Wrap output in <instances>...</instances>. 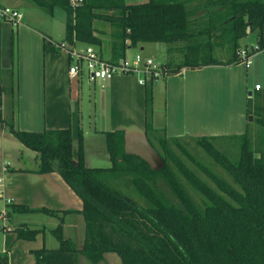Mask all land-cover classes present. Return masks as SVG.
I'll return each mask as SVG.
<instances>
[{
	"label": "trees",
	"instance_id": "1",
	"mask_svg": "<svg viewBox=\"0 0 264 264\" xmlns=\"http://www.w3.org/2000/svg\"><path fill=\"white\" fill-rule=\"evenodd\" d=\"M26 1L49 15L56 7L65 12L69 45L81 42L99 49L104 31L97 25H110L112 62L140 42L167 44L170 56L160 65V77L182 68L240 62V40L248 33L264 48V0H82L76 5L68 0ZM11 44L12 67L0 76V122L37 153L39 172H58L81 198L85 222L83 248L78 249L63 234L59 214L70 211L11 203L16 212L59 217L52 230L59 246L32 250L33 264H79L81 254L96 263L106 252L117 254L121 264H264V157L254 156L248 129L227 137H167L163 127L152 123L156 78H150L144 82L145 135L161 166L153 168L142 156L125 152L123 131L112 130L105 131L110 166L87 167L81 144L78 161L72 159L69 127L20 130L14 126L12 101L2 114L5 87L11 98L14 93L15 39ZM218 47L226 51L225 57L215 55ZM174 51L180 56H171ZM257 122L264 128V118ZM183 138L204 150L210 161L191 156L195 168L187 165L176 152L187 154ZM220 138L233 141L228 153L213 147ZM133 192L143 203L134 201ZM36 233L26 226L17 229L20 238L33 239Z\"/></svg>",
	"mask_w": 264,
	"mask_h": 264
},
{
	"label": "crops",
	"instance_id": "2",
	"mask_svg": "<svg viewBox=\"0 0 264 264\" xmlns=\"http://www.w3.org/2000/svg\"><path fill=\"white\" fill-rule=\"evenodd\" d=\"M28 4L34 9L27 8L24 14L20 11L21 20L17 26L10 22L0 25V76L9 74L12 67V48L8 39L15 29L17 34L14 93L13 98L3 94L2 114L8 111L12 101L14 126L20 130L69 127L72 159L78 161L81 144L82 161L87 167H96L87 162L92 156L89 151L104 155L105 161L111 164L105 131L112 130L123 131L125 152L142 156L153 168L160 167L162 162L154 164L161 158L145 135L144 84L139 82L140 74L117 73L110 79L88 81L94 84L93 89L99 88L103 106L100 136L95 137L94 144L87 141L80 128L83 116L78 103L80 77L68 75L71 60L65 47H73L77 42L69 45L64 38L65 12L56 7L49 15ZM58 12L60 15L56 19ZM144 43L147 42L137 45L143 49ZM62 44L65 47L60 46ZM217 50L216 54L223 53L222 49ZM104 57H109V53ZM158 78H161L159 85ZM158 78L153 82L152 123L156 128L163 127L167 137L241 135L251 121L248 120L251 116V85L255 79L264 81V56L260 53L251 55L249 64L240 61L182 68L178 73ZM160 95L161 108L158 107ZM5 99L8 100L6 105ZM4 105L6 111L3 112ZM38 166L37 153L23 145L0 122V264H33L32 250L59 246L52 233L60 223L58 216L16 212L11 203L70 211L59 214L63 216V234L76 248H83L85 222L80 213L81 198L58 172L41 173ZM23 226L37 230L33 239L17 235V229ZM113 254L104 253L96 263L81 254L79 264H119V256Z\"/></svg>",
	"mask_w": 264,
	"mask_h": 264
},
{
	"label": "rangeland",
	"instance_id": "3",
	"mask_svg": "<svg viewBox=\"0 0 264 264\" xmlns=\"http://www.w3.org/2000/svg\"><path fill=\"white\" fill-rule=\"evenodd\" d=\"M145 1L147 0H124L126 4H136V3H141ZM0 2H4L10 6L18 8L23 14L26 13L27 8L34 9L33 7L29 6L26 0H0ZM60 12L62 14L61 10ZM60 12L56 13V19L59 17L58 15H60L59 14ZM39 15H41L40 12H39ZM31 26H34V25H31ZM57 26H60V25L57 23ZM97 26L103 29L104 31V33L100 35V37L103 39V43L99 49H100V53L106 56L109 53V39H110L109 33L111 30V27L110 25L104 24V23L103 25H100V26L97 25ZM12 34L13 35L10 36V38L8 39L10 41V44H9L10 48H12L11 41L13 39L17 41L16 29L12 32ZM254 44H255L254 33L247 34L244 38L240 40V46L243 48L247 47L249 49ZM85 45H86L85 43L77 42V44L74 45L73 48L82 49ZM142 46H143V49H140L139 45H136L134 47H129L127 49V57L132 58L135 54L141 53V55L145 57L147 56L151 57L156 65H161L162 63L166 62V60H168L170 56V55H167L166 53L167 44L163 42H147V43L142 44ZM220 50L221 49L217 51L220 52ZM223 53H225V50L223 51ZM223 53L220 52L219 54H215V55L218 56L219 58H223L225 57ZM15 54H17L16 51H15ZM177 55L180 56V54L176 53L175 51L171 53V56L173 57ZM11 57H12V52H11ZM188 58L190 60H193V59L195 60L196 57L193 54H190L188 55ZM16 69L17 67H15V74H16ZM83 74L84 76L80 77L79 98H78V103L81 106L80 108H81V112L83 115L80 118V122H81L80 128L82 129V133H84V137L87 139V141H91V143L94 144L95 137L100 136L99 129L102 128L100 118L102 116L101 107L103 106V100L101 98L99 88L96 87L95 89H93L94 84H92L91 82L89 83L88 80L86 79V69L85 68L83 70ZM160 82H161V78L160 79L158 78V81H157L158 85L160 84ZM255 84L261 87V89L258 90L257 88V90H255ZM7 89L8 87L6 86L5 91H4L5 92L4 96H6L7 94L11 95L9 89L8 90ZM251 92H252V97H251V102L249 103V109L251 110V116L249 117H251V119L248 118V120L249 121L251 120V121L249 122L250 124H249L248 131H247L248 133L247 140L249 143V147L254 153V156L264 157V128L261 127L260 124L257 122L258 118H264V81L260 79H255L251 85ZM5 101H6L5 102V105H6L8 100L5 99ZM5 105L3 106V112L6 111V109H4ZM161 105H162V97L160 95L158 107L161 108ZM89 135H91V139ZM182 142H187V145H188L187 146L188 150L186 149L187 154H182L180 150L176 149L175 147L174 148L176 149V152L180 155L181 159L185 161L187 165H189L192 168H195L193 166V163L190 161L189 157L191 156L195 157L198 160L202 159L203 161H206V162L210 161L209 159L210 157H208L205 151L199 148L198 146H195L192 141H188L186 138H183ZM231 143H233V141L221 140L220 138L219 140L214 141L213 147L219 150L220 152L228 153L227 150L231 148L230 147ZM191 146H193L195 150L194 148H191ZM89 154H92L90 160L87 161L89 162V164H93V166H96V167L110 166V163L108 162V160L105 161V159L103 158L104 155H99V153H95L94 151H89ZM161 162L162 160L161 161L158 160L157 163L154 165L155 166L160 165ZM212 168L216 171H220V167L215 163L212 164ZM200 175L204 177L201 173ZM132 198L134 199V201L135 200L136 202L138 201L137 203L139 202L143 203V201L135 193L132 196ZM119 264H121L120 259H119Z\"/></svg>",
	"mask_w": 264,
	"mask_h": 264
},
{
	"label": "built area",
	"instance_id": "4",
	"mask_svg": "<svg viewBox=\"0 0 264 264\" xmlns=\"http://www.w3.org/2000/svg\"><path fill=\"white\" fill-rule=\"evenodd\" d=\"M68 1L71 5L82 2V0ZM20 20L21 13L18 8L0 2V25L3 22H10L14 26H17ZM60 46L65 47L64 44ZM67 46L65 49L71 60L68 67L70 78L84 76V68L86 69V79L88 81L110 79L117 73L140 74L139 82L144 84L145 80L158 78L161 74L160 65H156L151 57H145L141 53L135 54L132 58L124 57L119 62H112L109 60V57L102 56L99 49L94 45L86 44L82 49ZM256 53L264 56V48L258 46L257 43L249 49L241 47L238 51V57L241 62L249 64L250 56ZM255 87L259 88L258 85H255Z\"/></svg>",
	"mask_w": 264,
	"mask_h": 264
},
{
	"label": "water",
	"instance_id": "5",
	"mask_svg": "<svg viewBox=\"0 0 264 264\" xmlns=\"http://www.w3.org/2000/svg\"><path fill=\"white\" fill-rule=\"evenodd\" d=\"M249 119H251V117Z\"/></svg>",
	"mask_w": 264,
	"mask_h": 264
}]
</instances>
